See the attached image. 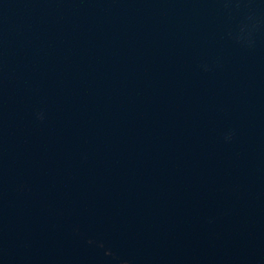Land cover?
<instances>
[{
  "label": "water",
  "instance_id": "obj_1",
  "mask_svg": "<svg viewBox=\"0 0 264 264\" xmlns=\"http://www.w3.org/2000/svg\"><path fill=\"white\" fill-rule=\"evenodd\" d=\"M0 264H264V0H0Z\"/></svg>",
  "mask_w": 264,
  "mask_h": 264
}]
</instances>
